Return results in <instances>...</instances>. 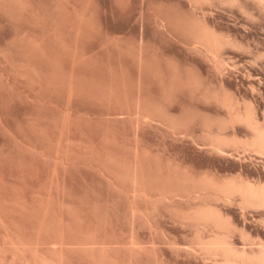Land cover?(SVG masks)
Listing matches in <instances>:
<instances>
[{
    "label": "rangeland",
    "instance_id": "rangeland-1",
    "mask_svg": "<svg viewBox=\"0 0 264 264\" xmlns=\"http://www.w3.org/2000/svg\"><path fill=\"white\" fill-rule=\"evenodd\" d=\"M19 1L0 0V264H236L202 245L223 232L203 209L257 254L264 208L206 186H264L237 119L264 129L263 9Z\"/></svg>",
    "mask_w": 264,
    "mask_h": 264
},
{
    "label": "bare ground",
    "instance_id": "bare-ground-1",
    "mask_svg": "<svg viewBox=\"0 0 264 264\" xmlns=\"http://www.w3.org/2000/svg\"><path fill=\"white\" fill-rule=\"evenodd\" d=\"M254 1L264 11V0H254ZM2 2H5V1L2 0ZM208 2H210V1H208ZM5 3L6 4L8 3L9 7L12 6V7H15V9H17L18 8L17 6H19V3H21V2L20 1L17 2V0H7V2H5ZM2 4L4 5V3H2ZM24 10H26V8ZM208 31L209 30L206 31L207 33L204 31V33H205V35L208 34V36L210 38L207 37L205 40L207 41L206 43H208V45L210 46L211 51H212V48L216 49V50H218V48L220 49L224 45V43L219 42V38L217 39V37H215V35H213L212 33L209 35ZM204 33H202V35H204ZM211 35L215 38H212ZM202 40H203L202 43L206 44L205 40L203 38H202ZM206 46H207V44H206ZM207 48H208V46H207ZM213 51H215V50H213ZM216 53H217V51H216ZM213 55H215V54H213ZM245 112H248V111L246 110ZM248 113H250V112H248ZM241 116L238 115L237 119H239V121L242 120V121L246 122L245 124L250 126V128L253 130V138L250 142L252 147L254 146L259 151L264 153V129L261 128V125L259 126V124H258L259 122L254 119L256 117H254V115H253L254 118L252 117V112H251V114H246V115H241ZM220 143H223L222 139H221ZM207 185L208 186H206V187L213 188L214 191L215 190L218 191L219 192L218 194L226 197V199H229V198L233 197L234 195H236V196L238 195L241 198V201L244 204L243 205L244 207H245V205H247L250 207L253 206V207H257V208H264V186H257L256 187V186H253L251 184H246V183H241V182L238 183L236 181L234 182L233 180L227 181L224 183L222 182L221 184L220 183L218 184V182H215V184L213 182L212 183L209 182V184L207 183ZM206 208H208V207H206ZM217 211L212 210V209H210V210H207V209L204 210L203 209V211H200L198 213L197 218H195L202 225L206 226L207 224L208 225L212 224L211 226L214 225V227H216V229L223 231V232H220L221 234L219 233V235L218 234L215 235V237H213L212 239L210 238L211 240H208L207 242L206 241L203 242L202 245H205L204 248L206 250H208V252H210V253H213L216 255L221 254V256L223 258H225L228 261V263H229V261H235L236 264H264V244L262 242H261V244H259L260 245L259 246L260 251L254 255H248L246 252L244 253V252H241L238 249H236L234 247L235 244L230 240L231 233H233V231L235 230L234 227L232 226L233 224L230 223L229 220L225 219L222 215H220L219 212L217 213Z\"/></svg>",
    "mask_w": 264,
    "mask_h": 264
}]
</instances>
